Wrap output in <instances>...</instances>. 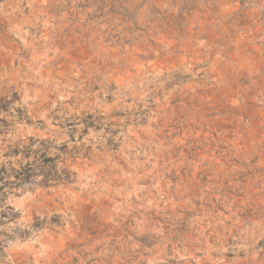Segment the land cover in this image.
I'll list each match as a JSON object with an SVG mask.
<instances>
[{
    "label": "rangeland",
    "instance_id": "374dc122",
    "mask_svg": "<svg viewBox=\"0 0 264 264\" xmlns=\"http://www.w3.org/2000/svg\"><path fill=\"white\" fill-rule=\"evenodd\" d=\"M0 264H264V0H0Z\"/></svg>",
    "mask_w": 264,
    "mask_h": 264
}]
</instances>
